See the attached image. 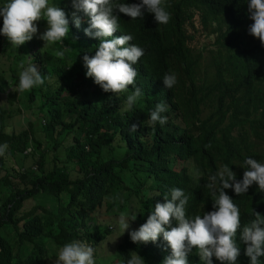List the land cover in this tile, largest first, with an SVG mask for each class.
I'll return each mask as SVG.
<instances>
[{"label":"trees","instance_id":"1","mask_svg":"<svg viewBox=\"0 0 264 264\" xmlns=\"http://www.w3.org/2000/svg\"><path fill=\"white\" fill-rule=\"evenodd\" d=\"M49 3L67 14L70 30L62 42L41 52L45 42L36 35L13 48L0 34V144L9 146L0 156V264H54L59 248L73 240L88 243L99 257L114 231L100 212L110 219L137 215L110 264H126L133 251L146 264H162L171 254L162 236L146 244L130 238L157 202L180 188L188 196L187 216L203 215L213 210L205 186L211 174L228 165L242 180L246 158L264 163L258 147L264 144V45L249 34L247 0H164L171 14L166 25L147 8L135 20L119 13L109 39L128 34L144 49L133 65L135 85L125 93L105 92L86 76L83 56L94 55L101 42L85 32L90 17L79 13L77 28L72 0ZM197 34L214 35V48L194 46ZM22 61L33 63L45 82L20 93L13 89ZM168 72L178 79L171 89L163 82ZM135 87L142 98L121 114ZM160 103L168 106V121L150 126L149 113ZM225 191L240 210L237 264H250L240 233L255 211L264 215V192L258 184L241 195ZM188 260L204 264L195 251ZM259 260L264 264V256ZM212 264L222 262L213 256Z\"/></svg>","mask_w":264,"mask_h":264},{"label":"clouds","instance_id":"2","mask_svg":"<svg viewBox=\"0 0 264 264\" xmlns=\"http://www.w3.org/2000/svg\"><path fill=\"white\" fill-rule=\"evenodd\" d=\"M75 11L72 13L77 28L81 26L82 18L79 13L90 17V27L85 29L89 36L99 38L95 54L83 56L86 76L93 78L103 91L110 93L128 92L130 85H135L138 75L133 67L144 55V49L130 43L133 37L125 34L109 39L119 28V13L132 18H143L144 9L154 14L159 25H166L171 14L164 6V0H141L140 3H117L116 0H72ZM249 18L253 23L249 26V34L259 39L264 45V0H247ZM0 16L3 17V27L0 34L7 37L13 48L31 41L39 29L37 21L45 19L47 29L39 38L45 42L44 47L62 42L69 34V20L66 12L58 5L50 4L49 0H6L0 5ZM67 50V49H65ZM58 56L63 57L64 51ZM19 83L16 92L23 93L34 87L44 84L41 72L29 62L27 66L22 61L19 65ZM164 85L171 89L177 82V75L173 72L165 73ZM140 87L126 96L121 114L131 111L142 98ZM168 106L165 103L157 104L149 113L148 125L159 123L165 125L168 117L163 115ZM132 132L138 130L133 124ZM8 144H0V156L8 150ZM30 150V149H29ZM245 171L242 180H237L236 173L228 165H223L214 174L208 177L206 188L213 201V210L203 215L189 218L186 214L188 196L180 188L170 190L164 197L165 202H157L154 210L145 223L138 229L130 232L134 243L157 242L162 236L171 248V254L162 264H189L188 257L196 249L197 255L204 264H212L213 256L222 264H237L240 256V247L237 243V233L241 229L240 210L234 203L226 189H234L237 195L247 193L253 184H258L259 190L264 192V163L254 158H246ZM255 218L242 227L240 239L246 245L245 254L250 258V264H260L259 257L264 256V215L254 212ZM137 215L130 218L121 214L118 227L123 233L129 228V221H135ZM175 220L177 226L173 225ZM170 229V230H169ZM94 248L88 243L73 240L64 244L57 252L55 264H95ZM130 259L126 264H146L144 257L138 252H130Z\"/></svg>","mask_w":264,"mask_h":264},{"label":"rangeland","instance_id":"3","mask_svg":"<svg viewBox=\"0 0 264 264\" xmlns=\"http://www.w3.org/2000/svg\"><path fill=\"white\" fill-rule=\"evenodd\" d=\"M250 21H252L250 19ZM37 25H38V33H37V37L40 36L41 32L44 31L45 28L48 27L47 25V21L45 19H41L39 21H37ZM191 27V26H189ZM214 38L215 36L213 35L212 37L208 36V35H204V34H197V37L194 38L193 42H191L194 46H207L208 48H214V46L212 45V43L214 42ZM205 55H208L207 50L204 51ZM7 90L8 87H7ZM1 101V98H0ZM259 149L264 151V144L263 143H259L258 145ZM28 162H31V160H28ZM99 218L101 220V222L103 224H109L110 227L112 228V230H114L112 232V234H110V236L104 241V243L102 244L101 248H100V252H99V257L94 255V260H95V264H110V262L116 258L117 255V244L121 241L122 237H123V231L118 227V219L119 216H115L114 218L110 219L108 218L106 215H104V213L100 212L99 213ZM115 219V220H113ZM114 221V223H110V221ZM193 251L196 252V249H193ZM55 264V263H54Z\"/></svg>","mask_w":264,"mask_h":264}]
</instances>
